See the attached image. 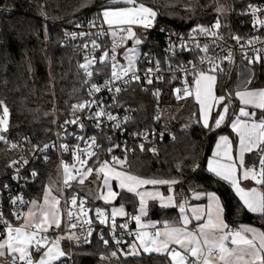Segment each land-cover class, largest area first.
I'll list each match as a JSON object with an SVG mask.
<instances>
[{
    "label": "trees",
    "instance_id": "16d2710c",
    "mask_svg": "<svg viewBox=\"0 0 264 264\" xmlns=\"http://www.w3.org/2000/svg\"><path fill=\"white\" fill-rule=\"evenodd\" d=\"M228 9L223 17L226 24L233 30L239 26L240 11L249 0H226ZM152 7L158 13L156 26H163L170 31H184L194 23L209 24L216 16L214 8L216 0H138ZM0 5L12 9L9 14L0 13V100L9 109V130L4 133L6 141H0V176L10 172V142L20 135L32 137L40 143L58 131L61 124L71 115V105L82 102L86 95L87 78L78 65L82 63L75 50L64 47L62 39L64 27L82 17H99L102 8L113 6L108 0H0ZM116 5V4H115ZM47 19L48 21H45ZM155 36V39H154ZM158 33L146 34L145 50H155L159 60H164L157 42ZM249 64V63H247ZM253 71L251 86L264 85V66L249 64ZM108 65L97 63L94 70L101 69L103 74L109 70ZM95 76V74H94ZM93 80L98 79L97 76ZM236 81L235 67L228 76L216 74L215 93L224 95L229 101L226 123L214 130L205 127L199 120L197 104L192 99L176 100L172 94V86L167 85L164 103L178 105L174 119L163 127L174 134L173 140L158 141L151 151L137 148L131 152H123L115 148L120 160L127 157V162L116 167L130 174L143 178L171 179L176 197L181 192L187 196L192 192L204 191L216 193L223 207L227 225L236 228L241 224H250L264 230V217L247 210L234 193L230 184L210 173L206 168V159L212 145L219 134H228L232 141L235 136L229 128V121L238 107L233 95ZM119 102L133 104L138 108L134 121L128 126L135 130L154 125L152 116V100L147 92L138 84H132L119 96ZM257 117H264V109L256 111ZM193 123L184 129L182 124L187 119ZM102 148L95 163L109 158L107 151L110 141L107 134L100 135ZM258 155L254 152L246 156L247 164L256 162ZM58 158L53 156L49 161L33 164L37 169V178L25 186L28 201L39 198L42 188L50 180L57 166ZM100 175V174H99ZM64 189L63 196L70 195L74 190L84 196L91 208L109 209L110 204L98 197L100 178L94 173L82 185L70 184ZM261 187V186H260ZM113 204L123 202L128 212L137 201L134 196L121 190ZM173 209H162L155 202H150L148 215L161 218L172 214ZM134 213V212H133ZM13 224L16 221L11 220ZM64 225L61 227V231ZM103 240L92 238L89 243L70 241L69 256L61 260L71 264H87L99 262V254L111 252L114 248L113 239L108 230L104 231ZM64 247L67 244L64 243ZM117 252L116 256L105 264H170L167 254H134L126 255Z\"/></svg>",
    "mask_w": 264,
    "mask_h": 264
},
{
    "label": "snow or ice",
    "instance_id": "6c2138e0",
    "mask_svg": "<svg viewBox=\"0 0 264 264\" xmlns=\"http://www.w3.org/2000/svg\"><path fill=\"white\" fill-rule=\"evenodd\" d=\"M109 4H120L131 5V7H104L100 12L99 18L102 19L109 26H115L113 34L117 32H125L127 36H121L120 43H123L125 39L133 40L135 44L139 45L142 41L136 37L134 27H142L145 29H150L153 27V21L155 20L158 13L153 10L152 7L147 6L143 2H138V0H108ZM248 11L253 15L254 24H259L264 27V20L257 17V13H264V7H258L255 5H249ZM95 27V23L93 22ZM123 26V27H121ZM221 28V23L219 19L212 25L211 28H205L203 26H197L191 31L193 34L199 32L204 35H211L216 37L218 31ZM73 36L76 34L73 33ZM80 35H87L86 33H80ZM180 39V37H177ZM234 39L239 42V37H234ZM257 41L264 43L260 37H254L248 40L249 45H254ZM192 42L197 49H201L203 52L207 53L209 51V45H200L199 42L195 40V36H192ZM93 48L100 47L96 41H92ZM114 45L112 54L109 51H104L103 55L99 58V61L95 57L89 59L85 57V61L78 65L79 69L83 71L85 77L89 78L84 80L85 84H90L88 88V95L94 97L95 93H99L102 88H107L108 91L114 93L113 105L117 106L118 101L116 100V95L122 91L119 86H114L115 81H122L124 85L130 84L132 81H139L140 76L134 71V62L136 60V48H129L126 52V57L128 59L127 66H122L119 64L117 56L115 54ZM86 48L87 45H84ZM176 45L172 42L171 37H169V49L172 51ZM180 47L183 49L187 47V44L182 41ZM255 52V58L249 59V64L254 62H259L261 55H264V48H253ZM147 55V54H145ZM247 58V56H246ZM225 60L231 61V53L223 57ZM207 60L212 67L209 72H215L221 70L220 66L215 63V61L210 57H201V63ZM111 61V75L108 80H105L103 85H97L90 83V78L94 75L92 70L93 65L101 63L108 65ZM191 63V62H189ZM155 69L148 68L145 73V79L148 84L153 82L152 76L160 70V62L155 61ZM180 70V69H177ZM131 73V75H129ZM127 78V79H125ZM162 79V77H158ZM215 75L206 73L205 71H199L195 84L197 85L196 99L201 105V111L204 114V126L207 128L208 116L211 113V108L214 104L219 105L221 102L225 101V96L216 97L212 94V84L215 83ZM207 82V87L203 90V98L201 95L200 85L201 82ZM110 85H113L110 87ZM177 94L181 92V89L175 90ZM184 96L192 95V92L188 88L183 90ZM154 95H159V90H157ZM236 96L240 98L243 105H255L259 109H264V89L259 90H245L235 93ZM211 101V102H210ZM93 106H96V111L94 113L89 112L86 115V119L95 120V127L100 129L104 123V119L107 121L114 122L112 124L113 128H120L124 121H127L129 117L125 116L123 120H120L117 116H114L110 111L107 110L108 106L103 105L102 101L95 98L90 100H85L71 105V111L74 119L65 121L67 124L78 125L80 129H84L85 125L81 122L79 113L86 112L90 110ZM223 111L217 114L215 119V126L219 127L224 121L225 115L228 113V104L224 103L222 105ZM0 109H2V114H0V141H6L7 137L3 133L9 130V109L3 100H0ZM255 113H250L245 107H241L239 110V116L233 122V128L236 129L240 134V161L239 165L243 168L242 174L240 173V168L237 167L236 162L233 160L231 154V142L227 137H221L220 140L223 142L222 145L218 144V148L223 150V159L226 163L219 164L217 162L216 166H213V161H209V169L216 173L218 176H222L223 179L229 180L232 187L236 190L240 199L243 201L244 206L248 211L253 213H259L261 217H264V117H262L258 122L255 120H241L240 117H254ZM104 118V119H101ZM134 135H145L146 134L137 133ZM163 136V133H161ZM77 140H83L87 144V148L80 149L77 145L75 147L74 154L76 156V161L81 165V168H76L75 164L68 165L64 164V183L67 186L70 185V181L77 180L80 184H83L85 180L93 175H97L100 178L101 173H103V187L106 189V193H102L101 197L106 202H110L111 199H115L120 195L119 192L113 191L109 180L112 178L109 173L114 175V178L119 181V187L121 189H127L129 192L134 193L136 196L140 197V215L133 216L132 219L135 220L136 224L142 229L147 227L141 223V216L145 214L146 197H151L155 199L159 197L160 201L163 202L165 199L169 203L173 202V197L169 195L165 198L159 192L151 193L140 191L142 185H172L177 183L175 180H164V179H145L139 176L131 175L128 171H119L114 166L110 165L108 161H103L99 164V167L93 169L92 167H87L88 160L82 159V155L88 157H95L96 152L92 151L93 148L98 147L97 137L95 135L85 138L84 136H77ZM110 139V137H109ZM17 144H12V148H16ZM50 147H55V145L44 144L42 147L36 145L33 146L34 151L43 152ZM118 147V145L116 146ZM141 151L144 150V144L139 145ZM62 150L68 151V145H61ZM155 152V149H150ZM258 151L261 153L259 159V169L256 167L247 168L244 167V153ZM109 152L112 151L110 148ZM217 156L220 153H216ZM115 163L123 165L127 162V157L124 160L119 158H113ZM17 161H13L12 164L15 165ZM24 164L28 161L24 160ZM74 170V173H73ZM19 171V170H17ZM33 177L37 175L35 171L31 173ZM252 180L255 181L260 188L253 187L250 189H245L240 186V180ZM6 187V186H5ZM171 191V189H169ZM209 199L216 203L217 216L213 217L211 212V204L209 205V210L207 212V223L201 224L198 231H189L187 227L176 228L165 225L164 231L156 230L154 233H148L145 231H139L136 233V241H139V245L135 242L129 245L131 249H137L136 252L129 254H138V248H143L145 252H158L166 253L170 257V264H264V230L256 228L253 226H241L238 230L230 229L229 226L219 218V213L222 211L221 206L218 203V197L215 193H207ZM49 196H51V189H47L45 192V201L48 202ZM19 199V198H17ZM52 203L49 204L47 208L41 207L40 205L33 202L36 208L39 210L38 214L29 209L26 215L32 216L33 220L38 222L29 223L27 220L20 226H13V224L7 220L3 212L0 211V224L4 226V231L0 232V258H7V264H52L53 261L59 259L60 257L66 256L67 253L63 251L60 247V241L62 239H75L79 240L71 233L72 229L77 228L76 223H69V234L67 236L60 235L55 239H50L44 233L47 232L48 228L44 227L48 224V227L54 229H60L62 227V221L60 217V212L58 206L60 205V200L57 197H52ZM16 203V200L13 201ZM85 200L81 198L79 200V209L81 212L84 211ZM71 204L73 206L77 205V196L71 198ZM96 214L98 217L105 216V213L101 209H96ZM181 213L184 212V207L180 206ZM20 213H15V218L20 219ZM69 219L73 217L71 210L67 213ZM117 215H126L123 212V208L113 209L112 211V224L113 230L117 227L115 224V217ZM52 223H49V220ZM197 220L200 216L196 217ZM90 223V221H88ZM190 221L187 217L183 218V223L186 226ZM100 223H107V218L101 219ZM121 228H127V224L120 225ZM91 235V232H89ZM131 235V233H129ZM87 243V238H85ZM105 245L108 244V240L103 241ZM119 244L120 240H116ZM178 246V247H175ZM34 252L39 254V259H34ZM112 256H116L117 252L113 251ZM105 259V257H101ZM0 264H5V259H0Z\"/></svg>",
    "mask_w": 264,
    "mask_h": 264
},
{
    "label": "built area",
    "instance_id": "2783aa9c",
    "mask_svg": "<svg viewBox=\"0 0 264 264\" xmlns=\"http://www.w3.org/2000/svg\"><path fill=\"white\" fill-rule=\"evenodd\" d=\"M249 5H255L258 7H264V0H249L242 10L240 11L239 26L233 30L230 26L219 19L221 23V28L218 31L216 37L209 35H204L202 33H192V29L188 28L184 31H170L163 26L157 27L156 21H153V27L150 29H145L142 27H134V30L140 33H153L157 32V42L159 43L160 52L164 56V60H159L155 50H145L146 38L142 43V50L137 56L134 62V71L140 76L139 81H132L128 85H124L122 81H115L114 86H119L122 88V91L116 95V100L118 101L117 106L112 107L114 93L108 91L107 88H102L99 93H95L94 97L88 95V88L90 84L87 85L86 95L83 101L90 99H97L103 102V105L108 106L107 110L110 111L114 116H117L120 120H123L125 116L129 117L127 121H124L120 128H113L112 124L114 122L107 121L104 118V123L100 129L95 127L96 121L86 119V115L89 112L94 113L97 109L96 106H93L90 110L86 112L79 113L81 122L85 125L84 129H80L78 125L67 124L65 121L74 119L71 115L67 120H65L58 131L54 132L50 137L44 141L37 143L32 137L26 135H20L14 138L9 144V151L11 152V161H10V172L7 176H0V211L3 212L4 217L11 222V220L16 221L13 226H20L23 220V215L27 208L28 198L25 195V186L31 184L38 176V171L33 167V164L36 162H47L53 156L58 158L59 165L63 169L64 164L73 165L75 164L76 168H81V165L77 163L76 156L74 154V149L78 145L80 149L87 148V144L83 140H77V136H84L85 138L95 135L97 137V144L99 145L96 148H93L92 151L96 152L95 157H88L82 155V159L88 160L87 167H92L93 169L99 167V164L103 161H108L110 165L116 167L114 157L119 158L117 153L114 152L115 148H119L123 152H131L135 149H139L140 144H144V147L147 146L149 149H152L155 144L165 139V136L168 140L174 139V134L169 129L163 127L161 122L160 110L164 102V96L166 94L167 85L172 86V94L176 100L184 99L188 96H184L183 90L188 88L192 92V95L195 94L196 88L194 86V78L198 75L199 71L209 72V69L212 67L207 60L204 63H201V57H210L216 64L220 66L221 70H217L215 74H224L228 76L230 71L236 67L238 63L244 62L249 63V59L255 58V52L253 48H264V43L257 41L254 45H249L248 40L254 37H260L264 41V27H261L259 24H254V17L248 11ZM12 12V9L6 5H0V13L9 14ZM257 17L261 20H264V13H257ZM48 21L47 19H44ZM95 23V27L93 26ZM216 22L214 19L209 24H203L201 26L205 28H211L212 25ZM123 27V26H121ZM110 26L106 24L99 17H82L74 22H71L69 25L64 27L62 39L60 41L61 45L64 47H72L82 63L85 61L87 56L89 59L95 57L97 61L102 56V52L109 51L113 49L114 45L115 50L124 49L128 44L131 43V40L125 39L123 43H120L121 36L126 37L127 33L117 32L115 35L110 34ZM76 35L73 36L72 34ZM80 33H86L87 35H80ZM195 36V40L200 43L201 46L204 44L209 45V51L207 53L203 52L201 49L195 48L192 42V36ZM169 37H171L172 42L176 47L170 52L169 49ZM180 37V39H177ZM234 37H239L240 40L237 42ZM155 39V36H154ZM100 46L98 48H93L92 41ZM185 42L187 47L181 48V43ZM84 45H87L85 48ZM231 53V61L223 59ZM147 54V55H145ZM247 56V58H246ZM160 62V70L152 76L153 82L148 84L145 79V73L148 68L155 69V61ZM191 62V63H189ZM101 64V63H100ZM252 64L263 65L264 66V55H261L259 62H254ZM96 65V64H95ZM180 69V70H177ZM95 76L98 79L93 80V76L90 78V83L97 85H103L105 80L111 75V68L106 74H103L101 69L94 70V65L92 68ZM83 72V71H82ZM131 75V73L129 74ZM94 76V77H95ZM158 77H162L159 79ZM87 78V77H86ZM89 79V78H87ZM127 79V78H125ZM132 84H138L142 89L147 92L152 100V116L151 119L154 123L153 126L148 128H142L140 130L132 129L128 126L129 122L134 121L137 115L138 108L133 104H124L119 102V96L128 89ZM113 85H110L112 87ZM176 89H181L179 94L176 93ZM159 90V95H154V93ZM137 133L146 134L145 135H134ZM163 133V136H161ZM107 134V140L110 141V145L107 151L111 148L112 151L109 152V158H103L98 163H95V159L98 157L100 150L102 148V142L100 141V135ZM110 137V139H109ZM12 144H17L16 148H12ZM44 144L55 145V147H50L43 152L34 151L33 146L42 147ZM61 145H68L69 150L64 151L61 148ZM118 145V147H116ZM256 154L260 158L261 153L256 151ZM259 158L256 162L250 165V168L256 167L259 169ZM27 160L28 163L24 164L23 161ZM13 161H17L15 165L12 164ZM19 170V171H17ZM64 170V169H63ZM35 171L37 175L33 177L31 173ZM74 173V170H73ZM75 174V173H74ZM90 177V176H89ZM88 177V178H89ZM87 178V179H88ZM86 179V180H87ZM85 180V181H86ZM82 185L77 180L71 181V184ZM6 186V187H5ZM182 196H185L181 192ZM77 196V205L73 206L71 204V198ZM19 198V199H17ZM83 198L84 211L81 212L79 209V200ZM16 200L14 204L13 201ZM64 202L66 205V216L64 230L69 231V223H76L77 228L72 229L71 231L75 232L80 238L78 241L85 243V238H87V243L91 241L92 238H97L98 240H105L104 231L108 230L113 239L114 248L113 251L116 252H128L131 248L129 245L135 239L136 229H135V220L132 219L133 216H136L135 213L129 212L126 217L118 218L115 217V224L117 227L113 230L111 227L112 216L109 213V210L105 208H91L88 204L87 199L84 196L78 194L74 190L70 195L64 197ZM96 209H101L104 211L105 216L98 217L96 214ZM71 210L73 217L69 219L67 213ZM19 212L20 219L15 218V213ZM107 218V223H100L101 219ZM90 221V223L88 222ZM127 224V228H121L120 225ZM45 227V226H44ZM233 229L232 227H229ZM4 231V226L0 224V232ZM60 229L49 228L45 235L50 239H55L57 233L62 232ZM91 232V235H89ZM131 233V235H129ZM2 237H0L1 239ZM116 240H120V243L117 244ZM37 256V253L34 252V259ZM103 255L98 256L99 262L96 263H87V264H105L101 259ZM5 259V264H7V258ZM52 264H71L65 260H56Z\"/></svg>",
    "mask_w": 264,
    "mask_h": 264
},
{
    "label": "crops",
    "instance_id": "0c3cea01",
    "mask_svg": "<svg viewBox=\"0 0 264 264\" xmlns=\"http://www.w3.org/2000/svg\"><path fill=\"white\" fill-rule=\"evenodd\" d=\"M131 7V5H125L123 3L120 4H116L113 6H108V7ZM107 24V23H106ZM110 34H113L114 32V28L115 26H110ZM247 64V63H246ZM235 72H236V81L234 83V92L233 95L237 101V109L235 112V115L231 118V120L229 121V128L232 131L233 135L235 136V141L233 142L231 137L228 134H219L210 151L209 156L206 159V168L207 170L212 173L213 175L217 176L218 178L224 180L225 182H227L228 184H230L231 188L233 189L234 193L236 194V196L239 198V200L243 203V201L240 199V196L237 194L236 190L232 187V184L229 180H225L222 178V176H218L216 175L215 172L211 171L209 169V161H213V166H216L217 162L219 164H223L226 163V161L223 159V150L222 148H218L217 145L220 144L222 145L223 142L220 140L221 137H227L228 140L231 142L232 148H231V154L233 156V160L236 162L237 167L240 168V173L242 174L243 172V168L240 167L239 165V161H240V143H239V139H240V134L239 132L233 128V122L237 119V117L239 116V110L241 107H245L247 111H249L250 113H255L254 117H240L241 120H255V121H259L262 117H257L256 116V111L260 110L259 108H257L255 105H243L240 101V98L238 96L235 95V93L240 92V91H245V90H259V89H264V85L263 86H251L250 83L253 80V76H254V71L252 69V67L247 64H242V63H238L235 67ZM209 74V73H208ZM213 75V74H211ZM216 77V75H215ZM197 76L194 78V86L196 88L197 91V85L195 84V80H196ZM216 83V80H215ZM215 83H214V92H215ZM196 94V92H195ZM195 94L191 95L192 96V100L194 101V96ZM219 96V95H218ZM227 104H228V108H229V101L227 99H225ZM199 120L202 123V125L204 126V119H200L199 116ZM227 121V114L225 115V119L224 121L220 124L219 127L215 126V121L213 120H208V125L209 127H211L212 129L216 130L220 127H222ZM220 153L219 156L216 155V153ZM256 153V151L254 150L253 152H245L244 153V167L250 168V165L247 164L246 162V156L248 154L251 153ZM259 158V157H258ZM260 159V158H259ZM258 160V159H257ZM117 170L119 171H125L123 169H120L118 167H115ZM133 175V174H131ZM109 176L112 177L109 180V184L111 185V188L113 191L119 192L121 190L131 194L132 196L135 197L137 203L136 205L132 206V212H134L136 215H140L139 209H140V197L136 196L134 193L129 192L127 189H121L119 187V181L117 179L114 178V175L112 173H109ZM136 176V175H135ZM103 173L100 174V186L98 189V197H101L102 193H106V189L103 187ZM143 178V177H142ZM148 179V178H145ZM240 186L247 189L253 188V187H257L255 184H253L252 180H240ZM259 186V185H258ZM171 189V191L169 190ZM140 191H144V192H151V193H156L159 192L160 194H162L165 198H167L169 195H171L173 197V202L169 203L167 201V199H165L163 202L160 201L159 197H156L155 199L151 198V197H146V205H145V214L141 216V223L146 225L147 227L145 228H140L136 222L134 223L135 225V229H136V233L139 231H145L148 233H154L156 230H160V231H164L165 229V225L167 224L170 227H176V228H183V227H187V229L189 231H198L199 226L201 224H205L207 223V212L209 210V205L211 204V212L213 217L217 216V211H216V203L212 202L207 193H214V192H204V191H196V192H192L187 196H180V197H176L175 192H174V184L172 185H168V184H163V185H142L139 189ZM216 194V193H215ZM118 197V196H117ZM117 197L115 199H111L110 202H106L103 198H99L100 200H102L104 203L106 204H112L115 202V200L117 199ZM216 197L219 198V196L216 194ZM150 202H155L157 204V206L159 208L162 209H173L175 210L174 213L172 214H166V215H162L161 218H153L150 217L148 215V206ZM218 203L222 208V211L219 213V218L222 219L226 224V220L224 218V213H223V207L220 201V198L218 199ZM184 207V212L181 213L180 211V206ZM244 205V204H243ZM109 210V209H108ZM129 213V212H128ZM253 213V212H251ZM254 214H259V213H254ZM200 216V219L197 220L196 217ZM187 217L188 220L190 221L186 226L183 223V218ZM229 226V225H228ZM241 226H253L256 228H260L258 226L255 225H250V224H241L236 228H233V230H238L241 228ZM261 229V228H260ZM262 230V229H261ZM137 245H139V241H136V235H135V239L133 240ZM178 247V246H175ZM137 250V249H135ZM139 253H144V254H150V253H158L155 251L152 252H145L143 250V248H138V254ZM158 254H166V253H158Z\"/></svg>",
    "mask_w": 264,
    "mask_h": 264
},
{
    "label": "rangeland",
    "instance_id": "374dc122",
    "mask_svg": "<svg viewBox=\"0 0 264 264\" xmlns=\"http://www.w3.org/2000/svg\"><path fill=\"white\" fill-rule=\"evenodd\" d=\"M227 5L228 4H227V1L226 0H216V7L214 8V11L217 14L215 16V20L221 19L223 22H226V18L223 17V13H224L225 10L228 9ZM198 25L201 26L203 24H200V23L197 22V23H194L191 26V28L197 27ZM136 37L139 38L142 41V43H143L144 39L146 38V34L145 33L137 32ZM142 43H140L139 45H137V44L134 43L133 40H131V43L128 44L124 49L115 50V54L117 56V59L119 61V64L122 65V66H125V67L127 66L128 59L126 57V52H127V49H129V48H133V47L136 48V58H137V56L139 55L140 51L142 50ZM103 53L104 52H102V55H103ZM111 54H112V52H110V55ZM109 63L111 64V61H109ZM241 63L247 65L244 62H241ZM207 73L216 75L215 73H210V72H207ZM206 87H207V82L202 81L201 82V85H200L202 98H203V90ZM211 87H212V94L214 96H216V97L224 96V95H219V96L216 95V93L214 92V84H212ZM187 98L188 99H192V96L189 95ZM184 99H180V100H184ZM193 99H194V102L197 104L198 114L200 116V119H204V114L201 111V105L197 101L196 96H194ZM224 103H227L226 100L223 101V102H221L219 105H216V104L213 105V107L211 108V113L208 116V120L210 119V120L215 121V119L218 118L217 117V114L223 111L222 105ZM177 111H178V105L171 106V105H167L166 103H164L161 106V110H160V116H161V122H162V124L166 125L170 121H172L174 119V115L176 114ZM0 114H2V109H0ZM8 123H9V117H8ZM192 123H193V120L188 118L182 124V127L184 129H187ZM3 135H4V133H3ZM117 165L122 166V165H120L118 163H117ZM64 179H65L64 170L62 169V167L60 165H58L57 168H56V170L54 171L52 177L50 178V180L42 188L41 196L39 198L33 197V198H31L28 201L27 208H26L25 213L23 215V220L21 222V225L25 222V220H27L29 223L38 222V221L33 220V217L32 216H29V215H26V214L28 213L29 209H33V211L38 214L39 210L36 208V206L33 204V202H36V204L40 205L41 207L47 208L49 206V204L53 202L52 201V197H57L60 200V205L58 206V208H59V212H60V217H61L62 225L65 224V216H66L67 209H66V205H65V202H64L63 192H64V189L66 187H68V186L65 185ZM148 179H158V178H148ZM164 180H167V179H164ZM168 180H171V179H168ZM70 184H71V181H70ZM253 184H255L257 186V188H260V185L258 186L255 183V181H253ZM47 189H51V196H49L48 202H46L45 201V198H44L45 197V192H46ZM121 207L123 208V212L126 215H117L116 217H118V218H124V217H126L127 214H128V210L126 209L125 204L123 202H121L119 204H113L112 203L110 205V207H109V213H110V215L112 216L113 209H120ZM52 222L53 221L50 219L49 220V223H52ZM44 226L46 228H48V229L51 228V227H48V224H45ZM60 230H61V228H60ZM68 234H69V231L64 230L62 232L57 233L56 237L57 236H60V235L67 236ZM70 234L78 237L77 234L75 232H73V231H71ZM70 241L76 242L77 240L65 238V239H62L60 241V247L63 249V251L65 253H67V255L66 256H63V257H68L69 256V247H68V244H69ZM64 243L67 244V247H64ZM133 243H134V241H132L131 244H133ZM136 251L137 250H135V249H130V251L125 252L123 254H126V255H134V254H129V253L136 252ZM101 254L103 255V257H105V261H107L108 263H109L110 259L113 258V256L111 255V252H108V253L105 252V253H101ZM63 257H60L59 259H61ZM35 259H37V260L39 259V254H37V256L35 257ZM59 259H57V260H59ZM55 261H53V262H55Z\"/></svg>",
    "mask_w": 264,
    "mask_h": 264
}]
</instances>
